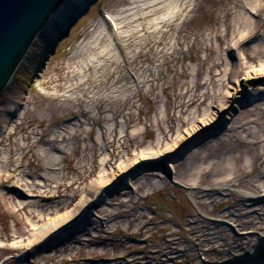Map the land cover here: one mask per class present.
<instances>
[{"label": "rangeland", "instance_id": "rangeland-1", "mask_svg": "<svg viewBox=\"0 0 264 264\" xmlns=\"http://www.w3.org/2000/svg\"><path fill=\"white\" fill-rule=\"evenodd\" d=\"M242 1L204 0L192 12L190 0H166L165 11L141 21L136 18L145 0H93L48 27L47 40H36L0 97V134L5 131V147L13 150L6 155L4 147L0 155L13 160L0 179V264H264V180L257 181L264 157L252 160L263 148L240 143L264 126V73L257 71L264 64V14L249 15L260 16L261 29L233 48L230 32ZM177 12L183 16L176 20ZM108 13L121 18L122 30L111 25ZM142 23L146 31H140ZM220 91L226 97L217 98ZM8 105L18 107V115L5 111ZM218 105L224 110L217 121L230 117L221 122L227 132L221 140L185 141L174 161L157 159L179 135L203 126L193 117H210ZM232 121L235 129L248 123L252 130L230 131ZM75 132L80 135L74 138ZM105 135L112 146L103 143ZM28 145L33 149L26 152ZM116 149L119 155H111ZM141 153L147 161L136 179L95 207L101 213L93 215L92 227L60 238L51 231L41 240L34 233V225L41 231L66 212L74 219L88 191L96 186L93 198L107 191L98 182L113 180L116 167ZM44 163L47 170L35 177ZM254 182L263 184L258 196ZM31 183L58 197L31 194ZM59 207L64 209L56 215Z\"/></svg>", "mask_w": 264, "mask_h": 264}, {"label": "bare ground", "instance_id": "bare-ground-1", "mask_svg": "<svg viewBox=\"0 0 264 264\" xmlns=\"http://www.w3.org/2000/svg\"><path fill=\"white\" fill-rule=\"evenodd\" d=\"M92 1L91 0H61L60 3L56 5V7L52 11V13H50L48 17L43 18L41 27L37 31L36 35L33 37L32 41L28 45L27 49L24 51L22 57H20V59L17 62L13 72L8 77L7 81L5 82V85L0 90V97H1V95L3 93V91L6 90L7 87L9 86V84L11 83V80L14 77V75L18 72V69L21 68L20 66L25 64V61L27 60L26 58H28L27 55L29 54L30 49L33 46H35L36 40L39 39V38L47 40V37H48V35L50 33L48 31V29H50V28H48V27H51L53 24H55V22L57 20H63V19L65 20L67 18L73 17L75 15L74 12L76 13V11H78V8L79 9L80 8L81 9H83V8L85 9V8H87V6H90V4L93 3ZM175 1H177V0H175ZM190 1H191V4H190L191 8L190 9L193 12V11L197 10V7L201 6V2L204 1V0H190ZM242 2L243 3H241V6H242L241 14H239V16H237V18L235 20V23H234V27H233V29L231 28V32L229 30L230 29V25L226 23V21H228L229 9L227 7L224 9L225 10L224 22L228 26V28H227L229 30L228 33L230 32L231 36H234V37H232L233 39L236 38V41H234V44L232 45L233 48H235V49H239L240 43L242 44V42L243 43L245 41L247 42V39L251 36V34L254 33V31H255V34H257V32L261 29V26L263 24V22L260 25L258 23V20H260V16H259V18H256V19L251 18V16L249 17V15L257 16L258 13H263L264 14V5L262 3V0H244ZM185 6L188 8V4H186V5L183 4V8H186ZM166 7H167L166 0H145L144 5L138 8L139 11H142L143 13H142V15L137 17L136 20L144 21L147 18H151L153 16H156L158 13H161V12L165 11ZM186 11H188V10H186ZM243 15H245V16H243ZM106 16L108 17V21L111 23V25L114 28L116 27L117 32L119 30H122L123 25H121V22H120L121 18L118 17V18L115 19L114 16L111 13H108ZM181 16H183V14L177 12L176 15H175V17H176L175 19L177 20ZM262 20H264V19H262ZM166 24H167L166 20L165 21L161 20V25L165 26ZM140 25H142V29L140 31H146L145 24L142 23V24H139V26ZM138 31L139 30L134 31L132 35H136L137 36ZM245 31H247V32H245ZM147 35H149V34H147ZM118 36L119 35H117V40L119 41L121 36H119V37ZM125 40L126 39L124 38L123 41L125 42ZM126 46H127V43H126V45L124 47H126ZM260 46H261L260 42L256 43L255 44V51L256 50L258 51V49H260ZM262 62L264 63V60ZM257 71H260V72L264 73V64L262 66H260ZM39 85L42 86V83L40 82ZM222 86H223V84L221 83L220 87L222 88ZM221 88H220V90H221ZM222 94H224V93L220 91V95H218L217 98L219 96H221ZM62 95L65 97V99L69 98L68 97L69 95H66V94L64 95L63 93H62ZM228 96H230V95H228ZM224 97H226L225 94H224ZM254 99H255V97H254ZM261 99L262 98H261V95H260V97L257 98V101L258 100L261 101ZM192 101L194 102V99H192ZM246 101H247V98H246ZM257 101H256V103H257ZM102 105H103L102 100H99L96 103L97 109H98V111L101 114H103V111H104ZM218 106H219V107H217L218 110L217 111H213L211 113L210 117L208 115L202 120L197 119L198 117L197 118L193 117L194 118L193 120H195V121L197 120L198 122L200 121L203 124V126L202 127L193 126L190 129V132L186 133L187 135H179L178 139L180 141L177 139V143L173 147H171L169 150H164V151L159 152L158 155H157V157H158L157 159L159 161H167V162L174 161V159L178 158L177 157V155H179L178 153L183 151V149L186 147L184 145H181L185 141L188 142V144H191L192 142L198 140L202 136H205V138H207L206 142H208V143L212 142L213 139H216V140L220 139L221 140V138H223L224 134L227 133V132H222L224 127L221 124V122H223L226 125V123L229 121L230 117L228 115H224V116H222V120L217 121V119L219 118V113L222 114L223 110H224V105H218ZM3 108L7 112L8 111L12 112V110H13L12 106H9V105L8 106H4ZM262 108H264V107L262 106ZM236 109H237V107L235 106L234 110H236ZM85 110L83 112H86ZM19 111H20V109L18 107H16V109L13 110V112H16L17 115H18ZM86 114H87V112H86ZM261 114H264V110L261 111ZM100 117H101V115H100ZM99 121H101V118H99ZM128 122H130V121H128ZM232 124L233 125H230V131L237 130L236 133L243 131V133L246 134L247 131H249V130L251 131L252 130V128H251L252 126H249L248 123H246V125L244 124L243 126H241L238 129L234 128L235 127V122L234 121H232ZM101 125H104V124L101 123ZM4 127H5L4 130H6V131L9 130L8 121L4 122ZM201 129H204V130H201ZM240 129H242V130H240ZM4 132L5 131L1 132V134H0V155H1V152H3L4 147L7 144L6 143L7 135H5ZM72 135L75 138V137H78L80 135V133L75 132ZM63 137H64L63 139L66 140V137L65 136H63ZM249 137H251L252 139L254 138L255 141L254 142H253V140L250 141ZM240 138H241L240 143L242 145H244V146L245 145L246 146L247 145L251 146V143H252V145L255 144L254 150L258 146L263 148L261 150V152H257L255 156H252V160H256L260 156L262 158L264 157V126H262L261 134L259 136L256 137L254 131H252L251 134H246V136H242ZM53 139H55V137H53L52 140ZM103 141H104L103 143L105 144L106 147H110L113 144L112 141H110V139H109V137L107 135H105L103 137ZM38 143H39V141H38ZM38 143L36 141L34 143V145L38 146ZM52 143H53V147L54 148L61 150L60 146L57 144V140L56 139L53 140ZM5 148L7 149V147H5ZM27 148H28V150H26V152L29 151V150L31 151V149H33V145L32 146L28 145ZM4 151H6V150H4ZM12 151L13 150H11V149L10 150L7 149L6 155H8L9 152L12 153ZM97 151H98V145L97 146L95 145L94 146V153L97 154ZM119 151L120 150L116 149V151L114 150V154H113V152H110V154L114 155V156L115 155H119L118 154ZM24 154L26 155V153H24ZM194 154L195 153L193 152L192 156ZM42 156L45 157V159H47V156H45L44 154H42ZM114 156H112L111 158L107 159V161H108L107 163H110L113 160ZM146 159L147 158H146L145 154L141 153V155H139L138 158L135 161H133L132 163H126L125 164V162H124L123 164H120L118 167H116L117 169L115 170V172L113 174L114 175V179L113 180H111V181H104L103 180L104 181L103 183H102V181L98 182L100 187H104L105 185H107L106 186L108 188V189H106L107 191L101 190L100 194H98V197H95V198H93L92 194L96 191V186L93 187L92 192L88 191L86 193V195L90 196V198H89L90 200L87 199V201H85V202L81 201L79 203V205H78L79 210H76L77 214H76V217L74 219H72V216H73L72 212H66L62 216L59 215V217H57V219L53 222V224H51L50 227H44V229L42 228L41 231H39L36 228V225H34L33 228H32L34 233H38V234L40 233V237L39 238L41 240V239H45V237L48 236V233H50L51 231L55 235H58L57 236L58 238H60V237H63V236L66 237V236L71 235V234L74 236L75 233H76L75 230H77L78 228H81V227H82V230L83 229L85 230V228H86V230L89 229L90 227H92L91 225L94 224V221H93L94 216L100 217L99 214L101 213V210H96L95 211V207L97 209L98 206H100L102 203H104L105 199L110 198V197L113 198L114 196L112 194L115 193L117 190L124 189L125 188V184H126V186L129 185L131 180H132V177H133V179H136L134 177L135 176L137 177V175H138L137 174L138 173L137 170H139V167H142V165L147 161ZM12 163H13V160H8L6 158L4 160V157L0 158V179L3 178L4 175H6L7 170L10 171L9 165L12 164ZM18 164H20V163L17 162L16 165H18ZM21 166H22V170H23V168H26V166L24 164L23 165H21V164L19 165V167H21ZM48 166L49 165L44 163V165L41 167V171L37 172L35 174V177L41 178L42 177V171L47 170ZM19 167L16 168V169L19 170ZM171 167H172V165H171ZM223 168H224V166H223ZM14 169H15V166L13 167L12 172H13ZM229 169H231V171H232V168H229ZM222 171H217V172H218V174L220 172V175H223L224 171L223 172ZM16 174L21 176L22 175V171H19V173H16ZM7 175H8V173H7ZM228 175H230V174H228ZM16 177H17L16 175H14V177H13V175H10V179L11 180H16ZM257 179H258L257 181L264 180V169H262L260 171V173H257ZM48 182H49V180H48ZM155 182H156V180H155ZM13 183L16 184V182H13ZM113 183H114V185H113ZM214 183L217 184V185H220L221 184V180L219 178H217V179L214 180ZM101 184L104 185V186H102ZM262 185L263 184L259 183V182H257V183L254 182V184L252 185L254 191L256 192V193H254L255 196H258L261 193L262 187H263ZM48 186H49V183H48ZM230 187H235V184H232V181L230 182ZM27 188H29V191L31 192V194L40 195V197L44 196L45 199H47V198L51 199V198L58 197V196H55V194H53L51 191H49V188L41 190L40 188H38L37 184H35V183L28 184ZM188 189L189 190L191 189L190 191L194 190L192 188H188ZM50 192L52 194H50ZM243 196H248L249 199H250L249 200L250 202L251 201H255V199H256L254 197V195L251 194V193L250 194L249 193L246 194V192H244ZM2 197H4L3 198L4 200L7 199V196H2ZM86 203H88V204H86ZM92 204L94 205V207H93ZM28 206L29 205H22V209H26ZM63 209H64V207H59L56 210V215L58 213H60ZM30 215H31V213H30ZM252 215H253V213H252ZM41 219H42V217H41ZM87 225H89V226L87 227ZM102 225H104V224L102 223ZM57 232H58V234H57Z\"/></svg>", "mask_w": 264, "mask_h": 264}, {"label": "water", "instance_id": "water-1", "mask_svg": "<svg viewBox=\"0 0 264 264\" xmlns=\"http://www.w3.org/2000/svg\"><path fill=\"white\" fill-rule=\"evenodd\" d=\"M61 0H0V90Z\"/></svg>", "mask_w": 264, "mask_h": 264}]
</instances>
